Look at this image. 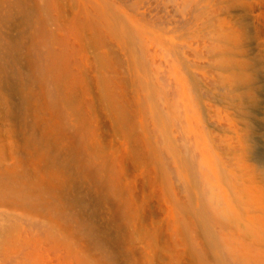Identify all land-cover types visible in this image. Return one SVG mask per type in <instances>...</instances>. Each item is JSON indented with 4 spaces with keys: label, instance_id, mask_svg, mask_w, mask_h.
Here are the masks:
<instances>
[{
    "label": "rangeland",
    "instance_id": "1",
    "mask_svg": "<svg viewBox=\"0 0 264 264\" xmlns=\"http://www.w3.org/2000/svg\"><path fill=\"white\" fill-rule=\"evenodd\" d=\"M231 4L0 0V264H247L237 252L215 254L207 239V143L222 146V122L232 145L246 133L238 110L217 103L220 116L208 114L209 90L228 73L216 66L264 69V0ZM257 75L260 132L264 71ZM58 84L69 99L45 97L46 85ZM117 110L127 115L124 130ZM39 159L61 169L62 192L42 184ZM76 163L94 168L82 174Z\"/></svg>",
    "mask_w": 264,
    "mask_h": 264
},
{
    "label": "bare ground",
    "instance_id": "2",
    "mask_svg": "<svg viewBox=\"0 0 264 264\" xmlns=\"http://www.w3.org/2000/svg\"><path fill=\"white\" fill-rule=\"evenodd\" d=\"M229 1H230V4H231V2H232V4H236V0H229ZM36 3H38V2H36ZM238 3L239 2H237V4ZM40 4H41V6L43 5L42 3H40ZM44 7L46 8V6H44ZM43 10H44V8H43ZM92 40H93V38H92ZM225 41L228 43H232L233 45H237L239 43L238 39L233 37V36H226ZM93 43H94V41H93ZM50 53H53V52H50ZM52 56L55 57L54 53L52 54ZM46 57H47V58H45L46 60H48V58H50L47 55H46ZM56 60H58V59H56ZM43 61H44V59H43ZM43 61H42V63H44ZM49 61H50V59H49ZM42 65H44V64H42ZM41 66H39V67H41ZM51 66H53V65H51ZM216 67H218L219 69L224 70L228 73L227 74H224V73L221 74L219 76V78H217V80H216V87L213 90L212 89L209 90V98L210 99L207 100L208 114H211V116L214 117L215 113L217 112L216 113L217 116L218 115L220 116V114L218 113V111H220V110L216 109L217 105H218L217 103L227 105L228 109H234L235 113H237L236 110H238L241 114V117L243 118L244 123H245L246 133L242 137L239 138V144L238 145L237 144L232 145V143L227 142L228 140H226L224 138L225 129L223 128V127H225V125L229 126L230 124L225 123L223 126L222 124L224 122H222V124H220L222 127L221 132H220L221 136L217 137L218 138L217 141H219V139H220V143L222 146L213 144L210 141V139H209V142L207 143V192H206L207 193V199L205 200L206 201L205 203L207 205V239L211 241L212 247H213L212 250L215 252V254L219 253L221 250L237 252V253H240L246 259L247 264H264V149L261 147V143L264 141V135L260 136V134H259L263 130H260V132H259V128H260V124L258 122L259 121V119H258L259 111H258V108H256L259 104V101H258V96H259L258 95V93H259L258 84H259V82H257L259 79H258L257 74L260 72H263L264 69L262 67H258V65H252L248 62H239V61L218 62ZM51 70H52V67H51ZM48 71L49 70H47V72ZM52 72H55V71L52 70ZM52 72H50L49 74H51ZM220 72H222V71H220ZM0 73H1V71H0ZM3 76L4 75L0 76V78ZM60 86L61 85L58 84L57 87L53 88V87H47V85H46L45 97L48 99V98H51L52 96H57V93H58L59 97L61 96V94H63V96H64V99H61V100H66V98L69 99V97L67 95L68 93L65 91V87L62 86V88H61ZM63 87H64V89H63ZM69 96H71V94ZM72 96H73V94H72ZM72 99L74 100V98H72ZM68 104H69V102H68ZM106 105L110 107V106H112V103L107 102ZM228 109H226V110H228ZM213 113H214V116L212 115ZM233 113H234V111H233ZM115 114H118L117 115L118 127L120 129L124 130L128 126L127 115L120 110H117L115 112ZM48 118H51V117H48ZM221 118H223V117H221ZM44 120H45V125L47 124V126L51 122V120H46V119H44ZM219 121H220V119H219ZM52 122H54V120ZM231 124H232V127H234L235 131L237 132L238 128H236V126L233 125V122ZM37 129L39 130V127ZM49 129H51V127ZM49 129L47 128V130L50 132ZM218 129L220 130V128H218ZM53 131H55V130L53 129L52 132ZM47 132H46V134H49ZM46 134H45V137L47 136ZM238 134H239V132H238ZM218 135H220V134H218ZM207 136L210 138L209 132H208ZM31 138H29V139H31ZM214 138H216V137H214ZM234 138L238 139V136H237V138L234 136ZM31 140H29V141L31 142ZM44 140H47V139H44ZM214 141H215V139H214ZM30 142H29V144H30ZM44 142H46V141H44ZM224 142H226L225 145H224ZM233 142H235V141H233ZM42 144H40V145H42ZM263 144H264V142H263ZM40 145H37L36 147H38ZM30 146H32V145H30ZM53 146H54V143H53ZM216 146L220 147V150H216ZM28 147H29V145H28ZM33 148L36 149L35 147H33ZM37 150H41V149H37ZM30 151L31 150H29V153H27L28 155L29 154L31 155L33 152V150L31 153H30ZM185 151H187V150H185ZM54 152H55V150H54ZM48 154H49V151H48ZM154 154H155V157L157 158V161H159L161 163V155L162 154L159 153V149L157 146H155ZM32 157H34V156L32 155ZM57 157H58V155H57ZM34 158H36V160H37L40 157H34ZM42 158L44 159L47 157H43V155H42ZM48 158H50V157L48 156ZM48 158H47V160H48ZM39 160H38V162H39ZM42 160H40V161H42ZM43 161H45V159ZM32 162H34V160L33 161L31 160V163ZM53 162H54V160L48 161V162H43V163H46V165H47V167L45 169V170H47V175L46 176L44 175L45 176V178L43 177L44 180L42 179V177L40 179L43 180L42 184H46L48 186L50 185L51 187L54 185L56 189H58L62 192V189L65 186V183L62 182V181H64V180H62V179H64V177L61 176L62 178H60V175H61V174H59V173H61L60 168H59L60 169L59 173H58L57 167H56L57 171L55 170L56 172L52 170L54 167ZM186 162H188V160H186ZM55 163H56V161H55ZM94 163H95V161H94ZM22 164H25V163H22ZM60 164H63V163H60ZM33 165L34 164H32V166ZM66 165H69V164H66ZM66 165H64V166H66ZM77 166H78V164H77ZM91 166H94V165H91ZM91 166H88V165L81 163V165L78 167H79V171L82 174H86V173L92 171V169L94 168L93 167L91 169L90 168ZM38 167L40 168V166H38ZM191 167H190V169H191ZM34 168H37V165ZM39 168H38V170H39ZM32 169L33 168H31V170ZM192 169H193V167H192ZM40 171H38L37 174ZM28 172H25V173H28ZM32 172H33V170H32ZM43 174H45V172ZM19 175H17V176H19ZM29 175H31V174H29ZM33 175L36 176V174H33ZM91 176H95L94 172H93V174H91ZM8 177H11V176H8ZM14 177H11V178H14ZM85 177L86 176H84V178ZM87 177H86V179H87ZM5 178H6V176H5ZM81 178H82V176H81ZM4 181H6V180H4ZM77 181H79V180H77ZM5 183H3V184L5 185ZM8 183H11V182H8ZM8 183H7L6 187L10 186V184H8ZM18 184L21 185V182ZM68 184L70 185L69 182H68ZM4 185H2V186H4ZM46 185H44V186H46ZM191 186L193 188H196L195 185H191ZM29 188L27 187L26 189L29 190ZM35 188H37V187H35ZM40 188H38V189H40ZM106 188H108V187L106 186ZM203 189H205V188H203ZM47 190H45V192ZM51 190L52 189H50V191ZM39 192H41V191H39ZM54 192H56V191H54ZM111 193H112L111 191L110 192L107 191V193L104 192V194L102 192L105 200H107V201L109 200V196H111ZM65 195H66V193H65ZM53 197H54V195H53ZM45 198H46V196H45ZM70 198H68V199H70ZM73 200H74V198H73ZM17 201H19V198ZM102 202H103V198H102ZM115 211H116L115 214L119 218L121 217L122 227H125L124 225H126V223H128L127 220L129 217L127 216V214L124 211H121L119 208H117ZM120 228H121V226H120ZM126 229L127 228H125L121 234L120 243L122 244V246H125L127 248L128 247L127 245H129V243H130V237H129L128 232H126ZM102 234L100 236H102ZM117 239H118V237H117ZM110 242H111V240H110ZM111 256L112 255H110V257ZM245 259H244V261H245ZM240 261L241 260H239V262ZM97 262H99V261H97ZM244 264H246V263L244 262Z\"/></svg>",
    "mask_w": 264,
    "mask_h": 264
}]
</instances>
